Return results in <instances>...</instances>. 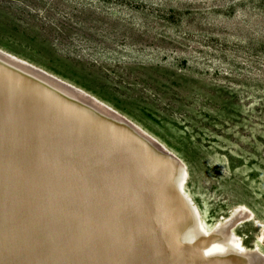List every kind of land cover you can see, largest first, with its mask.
Listing matches in <instances>:
<instances>
[{"label": "rangeland", "instance_id": "1", "mask_svg": "<svg viewBox=\"0 0 264 264\" xmlns=\"http://www.w3.org/2000/svg\"><path fill=\"white\" fill-rule=\"evenodd\" d=\"M0 50L137 124L202 221L246 209L235 236L264 254V0H0Z\"/></svg>", "mask_w": 264, "mask_h": 264}, {"label": "bare ground", "instance_id": "2", "mask_svg": "<svg viewBox=\"0 0 264 264\" xmlns=\"http://www.w3.org/2000/svg\"><path fill=\"white\" fill-rule=\"evenodd\" d=\"M0 71L8 79L33 77L66 101L89 100L117 123L129 151L143 146L156 157L158 168L148 185L123 198L110 195L105 199L108 209L97 213L82 208L103 200L98 192L78 198L82 191L75 192L67 177L46 174L52 172L49 162L25 154L13 157L10 146L0 143V171L10 173L0 177V264H88L97 259L118 264H264V254L244 247L235 236V229L251 219L250 212L234 208L205 224L185 193L188 173L182 162L137 124L79 87L2 50ZM40 196L52 206L79 199L80 209H67L61 217L82 233L52 230L42 236L30 228L32 214L44 223L38 216ZM262 235L264 239V230Z\"/></svg>", "mask_w": 264, "mask_h": 264}, {"label": "water", "instance_id": "3", "mask_svg": "<svg viewBox=\"0 0 264 264\" xmlns=\"http://www.w3.org/2000/svg\"><path fill=\"white\" fill-rule=\"evenodd\" d=\"M31 79H8L0 71V132H4L0 133V143L10 146L9 155L25 154L49 162L48 170L52 172L46 174L67 177L75 186L72 188L78 189L75 192L82 191L78 198L96 192L104 197L82 208L86 211L103 212L108 209L105 199L110 195L123 198L148 185L158 171L156 157L143 146L129 151L127 140L110 115L103 116L89 100L71 102L57 98L40 81ZM7 175L10 173L0 171V177ZM78 200L67 199L63 203L62 199L52 206L40 196L38 216L44 223L39 224L37 215L32 214L28 226L42 236L52 230L82 233L61 217L67 209L76 213ZM88 264L118 263L97 259Z\"/></svg>", "mask_w": 264, "mask_h": 264}]
</instances>
